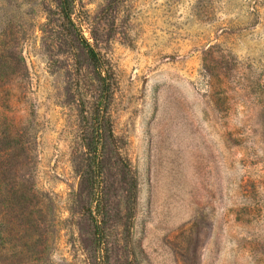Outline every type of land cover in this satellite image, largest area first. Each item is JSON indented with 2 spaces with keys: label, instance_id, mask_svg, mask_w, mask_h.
Returning <instances> with one entry per match:
<instances>
[{
  "label": "rangeland",
  "instance_id": "obj_1",
  "mask_svg": "<svg viewBox=\"0 0 264 264\" xmlns=\"http://www.w3.org/2000/svg\"><path fill=\"white\" fill-rule=\"evenodd\" d=\"M63 1L0 0V264H264V0Z\"/></svg>",
  "mask_w": 264,
  "mask_h": 264
},
{
  "label": "trees",
  "instance_id": "obj_2",
  "mask_svg": "<svg viewBox=\"0 0 264 264\" xmlns=\"http://www.w3.org/2000/svg\"><path fill=\"white\" fill-rule=\"evenodd\" d=\"M62 11L64 13V15L66 17H69V9H68V0H64L63 1V5H62ZM86 48L88 49V52H89V56H90V59L93 63V65L97 68H102L104 67V63H103V60L101 58V56L99 55L98 52H96L95 50H93L89 44L86 43Z\"/></svg>",
  "mask_w": 264,
  "mask_h": 264
}]
</instances>
